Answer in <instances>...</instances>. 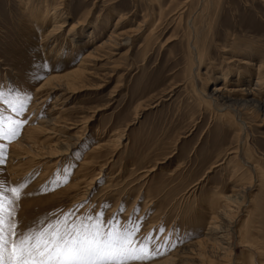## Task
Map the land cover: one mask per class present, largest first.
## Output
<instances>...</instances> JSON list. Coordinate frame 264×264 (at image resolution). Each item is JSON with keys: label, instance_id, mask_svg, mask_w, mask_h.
<instances>
[{"label": "rangeland", "instance_id": "374dc122", "mask_svg": "<svg viewBox=\"0 0 264 264\" xmlns=\"http://www.w3.org/2000/svg\"><path fill=\"white\" fill-rule=\"evenodd\" d=\"M21 1L0 0V89L18 87L32 99L34 88L54 76L32 110L51 119L55 132L33 136L61 151L50 156L34 144L31 152L28 141L27 149H13L27 117L16 140L0 141V180L27 181L17 217L27 222L74 207L81 215L103 208L104 219L117 224L138 216L139 235L154 234L149 248L170 241L166 253L138 264H264V123L235 113L248 125L241 132L232 113L218 115L203 98L216 86L240 92L246 85L264 96V0H34L60 14L45 24L43 40L32 29L36 42L28 39ZM87 11L84 25L77 24ZM190 30L206 50L199 69ZM111 32L117 46L89 60ZM79 68L81 76L69 74ZM68 165L74 166L68 182L52 184ZM215 224L223 228L222 242L210 229Z\"/></svg>", "mask_w": 264, "mask_h": 264}, {"label": "snow or ice", "instance_id": "6c2138e0", "mask_svg": "<svg viewBox=\"0 0 264 264\" xmlns=\"http://www.w3.org/2000/svg\"><path fill=\"white\" fill-rule=\"evenodd\" d=\"M30 99L28 94L0 91V105L4 106L0 111V141L11 142L20 136L28 123L24 117ZM4 163L5 145L0 143V165ZM72 171L73 165L64 167L63 179L51 183L66 184ZM24 183L8 186L7 179L0 180V264H138L161 256L170 246V241H157L149 248L154 234L139 235L143 221L138 216L117 224L104 219L103 208L81 215L74 207L25 222L16 215ZM79 207H85V202Z\"/></svg>", "mask_w": 264, "mask_h": 264}, {"label": "bare ground", "instance_id": "6f19581e", "mask_svg": "<svg viewBox=\"0 0 264 264\" xmlns=\"http://www.w3.org/2000/svg\"><path fill=\"white\" fill-rule=\"evenodd\" d=\"M42 1V0H41ZM32 0H22L21 3H22V6L24 8H26L29 12V21L26 23V24H30V29L28 30L30 34H28V39L29 41L33 42V41H37V37L35 34H32L31 35V32H32V29L36 30L37 32V36L39 37V39H42L45 38L46 36L45 35V32L47 30H45V24L48 23L49 21H52V19H54L53 21H55V19H57L60 14L58 13L56 7L53 6L50 7V5H46L44 8H42L41 6H39V3L38 4H35L34 0L33 2ZM46 2H48L46 0ZM43 3V2H42ZM45 3V2H44ZM23 9V8H22ZM51 9H54V11L51 12ZM58 13V14H57ZM57 14V16H56ZM59 15V16H58ZM88 15H89V12H84L82 14V19L80 21H77L79 23H81L82 25H84L85 21L87 20L88 18ZM109 19V18H108ZM125 19V16L123 14H121L119 16V19L118 21L116 22L115 24V28L118 26V24H120L121 21H124ZM109 21V20H108ZM145 22V21H144ZM122 23V22H121ZM210 23V22H209ZM107 24L109 25V22H107ZM107 24H104L105 26H103L104 28L107 27ZM144 24V23H143ZM143 24H139L136 29L134 31H139L141 29V27L143 26ZM63 25V23H62ZM48 26V25H47ZM52 26V25H51ZM73 27H76V23H73L72 25ZM158 26V25H157ZM49 27V26H48ZM61 27V26H60ZM72 27V28H73ZM154 27V26H153ZM58 29V27H55L54 30L56 31ZM154 28L151 29V31L149 32V34H152V32H154ZM196 29V28H195ZM50 30V29H49ZM53 30V32H55ZM100 30V29H99ZM194 30V29H193ZM193 30H190V37H189V40L191 38L192 35H195L194 39L191 41L193 43H190L189 45L191 46L190 50L192 52V55H193V61L195 63V65L198 64V69L200 67V65L202 66V63L205 62V56H206V50L204 51V48H200L199 46V38H198V33L196 31H193ZM116 31V30H115ZM51 32V31H49ZM48 32V33H49ZM47 33V32H46ZM52 34V33H51ZM50 34V35H51ZM101 34V33H100ZM34 35V36H33ZM117 34L114 32H111L110 35L108 36L107 39H101V43L98 45V47L96 46V48H94L91 52L87 53L89 60L92 59L93 60H96L98 58V54L99 51L101 49H105V48H109L108 50L111 51L113 47L117 46ZM89 37V36H88ZM119 37V36H118ZM128 38L127 41H129L131 38L130 36H126ZM125 37V38H126ZM149 38V37H148ZM196 38V39H195ZM41 40V41H42ZM90 42V40H88ZM119 42V41H118ZM130 44V43H129ZM203 46V45H202ZM201 46V47H202ZM67 50V49H66ZM49 51V50H48ZM52 51V50H51ZM70 51V50H69ZM50 53V52H49ZM52 53V52H51ZM52 55V54H51ZM53 56V55H52ZM196 58V59H195ZM68 59V58H67ZM84 60V58H83ZM52 61V60H51ZM47 62V61H46ZM82 63H85L84 61H81V65ZM51 66V65H50ZM85 66V65H84ZM55 67V66H54ZM197 68V66H195ZM193 68V67H192ZM259 68V67H258ZM194 69V68H193ZM54 70V69H53ZM83 69L82 68H79V70H72L71 72H69V74L72 76H81L83 74ZM68 74V73H67ZM66 74V75H67ZM40 76V75H39ZM56 76V75H55ZM59 76V75H58ZM58 78V77H57ZM60 78V77H59ZM61 79V78H60ZM59 79V80H60ZM69 79V78H68ZM1 76H0V84H2V81H1ZM54 80V76L51 75L50 77L46 78L45 81L42 83V84H39L37 87H35V92L33 94V98L30 99L29 103V107L27 108L26 110V113H25V117L28 118V120L31 122L33 121L35 118H36V121L38 122L37 125H32L30 124V122L24 127V131H23V136L18 140L16 141L14 144H13V149H27L26 148V144L25 142H30L29 143V146H33V147H30L32 150H30L31 152H35L36 153V150L34 148L35 145L34 144H37L36 146L40 147L42 150H46L47 153H49L48 155L52 156V154H55L59 151H61V149H59V146L56 145V147H54V149L52 148V144L49 143H46L43 142V141H40V140H37L34 136H33V133H37V132H42L43 135H44V132L46 134V137L48 138V135L51 134L52 132L51 131H54V128L52 127H49L50 125H52L50 123V120L51 119H39L38 116H35V114L37 112H34L33 107L36 105V100H35V97L36 95L38 94V91L39 90H42L44 88H46L47 86L49 87V85H51ZM57 80V79H55ZM63 80V79H62ZM76 80V79H75ZM74 80V81H75ZM64 81V80H63ZM42 82V81H41ZM52 82V83H51ZM60 82V81H59ZM238 82V81H237ZM5 83L4 85L7 87L8 86V82H3ZM11 83V82H10ZM260 83V77H258L257 81H256V84L255 85H259ZM60 84V85H58ZM57 85L60 87L62 84L61 83H58ZM67 84V83H65ZM238 84V83H237ZM63 86V85H62ZM61 86V87H62ZM65 86V85H64ZM81 86V85H80ZM253 86V85H252ZM252 86L250 85H246L243 87H240V92H237V91H229V92H226L224 91L221 87L222 86H216L210 93L206 94V92L204 91V95H203V98H205L204 101H206L207 104H210L212 105V103H215L217 108L216 110L221 112V113H218V115H226V116H229L231 115L230 113H232V116L234 117V121L236 122H232L233 124L234 123H237V125H239L240 129H241V132L244 131V129H246L248 127L247 125V122H245L243 119H241L240 117H237L236 119V115H234L235 113H237V116L240 112H247L249 113V115L251 114L253 117H255L256 119H258L260 121V126L262 125V123H264V96H260L258 93L254 92V90L256 89V86L255 88H252ZM10 87V86H9ZM16 91H8V90H5V92H11V93H20V94H27L25 92H23L22 90L18 89V87L16 88ZM65 89V87L63 88ZM13 90V89H12ZM256 90H259V88H257ZM0 91H2V89H0ZM239 93V94H238ZM15 94V93H14ZM238 94V95H237ZM0 107L4 108L3 105H0ZM233 111V112H232ZM241 115V113H240ZM225 116V117H226ZM232 116H229L228 118L232 117ZM254 118V119H255ZM227 119V118H226ZM231 119V118H230ZM53 120V119H52ZM228 122H231V120H226ZM233 121V120H232ZM256 121V120H255ZM53 122V121H52ZM54 125V124H53ZM238 127V128H239ZM57 132V131H56ZM244 134V133H243ZM35 135V134H34ZM53 135V134H52ZM248 135L247 133H245V136L246 139L248 138ZM239 136H242L241 133L239 134ZM52 137V136H51ZM58 137V136H57ZM244 137V138H245ZM30 138V139H28ZM50 138V137H49ZM75 138V137H74ZM63 143H65L66 147L69 149V146H71L72 144L69 143V140L68 139H63ZM52 145V146H51ZM12 148H10L12 150ZM56 148V150H55ZM40 149V150H41ZM45 151V152H46ZM63 154V153H62ZM37 155V154H35ZM32 157V156H31ZM18 159V158H17ZM25 162V161H24ZM248 162V161H247ZM250 163V162H249ZM22 164V163H21ZM16 165V164H15ZM253 165V164H252ZM255 167V166H254ZM253 167V168H254ZM252 184V183H251ZM70 185V184H69ZM73 186V184H72ZM75 186V185H74ZM244 186V185H243ZM71 187V186H70ZM72 188V187H71ZM70 188V189H71ZM242 192V191H241ZM244 192V191H243ZM243 195V194H241ZM245 195V194H244ZM243 195V196H244ZM227 197V196H226ZM230 197V196H229ZM228 197V198H229ZM232 198V197H231ZM236 198V197H235ZM227 200V199H226ZM229 203V201L227 202ZM238 204V203H237ZM227 205V204H225ZM229 205V204H228ZM239 205V204H238ZM229 207V206H227ZM240 207V206H239ZM238 209V208H237ZM240 209V208H239ZM238 209V210H239ZM222 210V209H221ZM220 210V211H221ZM227 210H230V209H227ZM226 210V211H227ZM223 211V210H222ZM228 212V211H227ZM233 213V212H232ZM222 214V213H221ZM227 214V213H226ZM234 215V214H233ZM221 223V222H220ZM211 231L213 232V235H215V239L217 242H222L224 240V236L223 235V231L222 229H220L216 224L215 225H212L211 226ZM211 232V233H212ZM229 243V242H228ZM223 244V243H222ZM225 244V243H224ZM227 245V244H225ZM224 247V246H223ZM227 247V250L228 252H230L229 254V257L232 258L231 256H233L232 252H233V249L231 247V241L230 243L226 246ZM226 249V248H225ZM225 251V250H224ZM227 252V251H226ZM225 253V252H224ZM256 253V252H255ZM235 262V261H234ZM165 263V262H164ZM230 264V263H229ZM242 264V262L240 263Z\"/></svg>", "mask_w": 264, "mask_h": 264}]
</instances>
